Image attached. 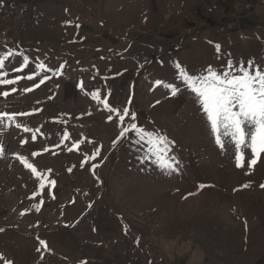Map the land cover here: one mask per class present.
<instances>
[{"label": "rangeland", "instance_id": "1", "mask_svg": "<svg viewBox=\"0 0 264 264\" xmlns=\"http://www.w3.org/2000/svg\"><path fill=\"white\" fill-rule=\"evenodd\" d=\"M15 1L37 8L40 22L0 45V56L16 53L5 78L21 77L0 85L10 92L0 111L30 113L16 122L39 131L33 140L23 127H0V264H264V153L249 167L245 148L237 167L235 145L216 144L176 67L196 75L227 71L229 61L233 72L249 61L264 68V22L249 18L242 33L224 37L195 0ZM23 56L28 66L13 71ZM40 62L63 66L61 74L27 79ZM97 90L167 137L176 170L162 168L132 133L114 145L119 121L93 99ZM18 155L51 169L55 186L31 198L39 182Z\"/></svg>", "mask_w": 264, "mask_h": 264}, {"label": "snow or ice", "instance_id": "2", "mask_svg": "<svg viewBox=\"0 0 264 264\" xmlns=\"http://www.w3.org/2000/svg\"><path fill=\"white\" fill-rule=\"evenodd\" d=\"M69 24L72 22L69 21ZM79 25H77L78 27ZM217 52L220 51V46H216ZM16 55L14 51H6L0 56V85H12L16 84L21 77L15 79H7L8 73L3 71L5 68V61ZM29 64L27 56H23V63L19 68L13 69V71H22ZM61 69H49L47 66L40 62L36 65L34 72L27 76V79H34L41 71L53 72L56 75L61 74ZM179 69L180 79L187 85L192 93L198 99V102L202 106V110L206 115L207 121L210 123L211 132L214 135L216 144L223 149L224 138H227L230 143L235 145L236 149V166L244 167L245 155L244 149L250 148L252 158L248 161L249 167L254 166L261 153H264V68L254 67V62L249 61L247 65L241 63L236 72H233L234 65L229 61L227 64V71L217 72L211 67L206 69L204 75L189 74L181 65L177 64ZM238 73V74H237ZM50 77L44 76L40 83ZM157 81V84H160ZM39 87V85H35ZM80 87L83 88L82 81ZM170 88L171 93L175 95L178 91L174 84L167 85ZM17 89L12 88L11 92H16ZM23 91H32L30 88H26ZM10 95L9 91L0 92V96L7 98ZM99 104H101L110 113H114L119 121V135L116 140L113 141L114 145L119 142L120 139L128 138L129 133H132L138 138L137 142H146L149 147V152L152 156H155L162 168L168 170H176V164L174 157L167 155L170 150L168 147L169 141L167 137L161 136L158 133L147 131L144 128L137 125L136 116L131 113L129 108L125 107L123 110L113 108L109 106L107 99L100 97L99 90L92 94ZM131 101H129L130 103ZM30 113H10L6 110L0 111V127L15 126L17 128L23 127L25 132L32 133V139H36V133L39 129H30L27 126H22L16 122L17 116L29 115ZM126 118L130 119V123L125 124ZM109 121L113 119V116L108 117ZM69 134L65 133L64 139H68ZM82 141H76L73 147L79 150V144ZM21 143H27L26 140ZM59 145H57L58 147ZM72 148H69L71 151ZM99 148L91 155L85 154L82 165L89 160L95 159L99 155ZM5 146L0 143V157L4 155ZM33 156L38 153H33ZM18 159L28 168L31 173L39 182V187L36 192L33 193L35 198L38 194H42L46 186L54 187L56 181L49 179L51 175V169L38 170L34 164L28 162V158L22 155H18ZM95 167V166H94ZM93 167V170H94ZM71 171V169H69ZM201 187H204L201 185ZM242 187H249V185H243ZM264 187V185H261ZM54 198V196H53ZM41 204L43 201L40 202ZM36 210L39 211L40 205H36ZM24 214V213H22ZM3 231V229H0ZM42 245L46 246L45 241H40Z\"/></svg>", "mask_w": 264, "mask_h": 264}, {"label": "built area", "instance_id": "3", "mask_svg": "<svg viewBox=\"0 0 264 264\" xmlns=\"http://www.w3.org/2000/svg\"><path fill=\"white\" fill-rule=\"evenodd\" d=\"M207 16L213 17L222 11V0H197ZM230 5L219 22L217 33L230 37L233 33H242L247 19L264 22V0H226ZM40 22L37 8L28 9L15 0H0V45L13 42L18 29L19 34L27 31V26H36ZM18 34V35H19Z\"/></svg>", "mask_w": 264, "mask_h": 264}, {"label": "crops", "instance_id": "4", "mask_svg": "<svg viewBox=\"0 0 264 264\" xmlns=\"http://www.w3.org/2000/svg\"><path fill=\"white\" fill-rule=\"evenodd\" d=\"M195 2H196L197 5H199V2H198L197 0H195ZM221 5H222V11H221V13H219V14H217V15L214 16V17H217V18H218V21H219V22L221 21V18H222V16L224 15V13H225V12H228L229 9H230V5L228 4V2H227L226 0H222V1H221ZM20 35H21V34L15 36L14 39H17V38L20 39V38H19ZM22 35H24V34H22Z\"/></svg>", "mask_w": 264, "mask_h": 264}, {"label": "trees", "instance_id": "5", "mask_svg": "<svg viewBox=\"0 0 264 264\" xmlns=\"http://www.w3.org/2000/svg\"><path fill=\"white\" fill-rule=\"evenodd\" d=\"M247 23H249V22H245L244 24H246V25H247ZM246 25H245V26H246Z\"/></svg>", "mask_w": 264, "mask_h": 264}]
</instances>
